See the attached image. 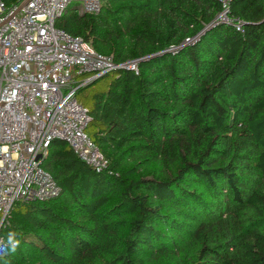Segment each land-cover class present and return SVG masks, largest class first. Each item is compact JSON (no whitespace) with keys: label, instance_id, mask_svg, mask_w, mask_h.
Segmentation results:
<instances>
[{"label":"trees","instance_id":"16d2710c","mask_svg":"<svg viewBox=\"0 0 264 264\" xmlns=\"http://www.w3.org/2000/svg\"><path fill=\"white\" fill-rule=\"evenodd\" d=\"M101 3L55 26L139 61L76 93L108 168L54 141L61 192L12 206L1 235L20 244L0 264H264V0L230 1L243 32L219 0Z\"/></svg>","mask_w":264,"mask_h":264},{"label":"built area","instance_id":"2783aa9c","mask_svg":"<svg viewBox=\"0 0 264 264\" xmlns=\"http://www.w3.org/2000/svg\"><path fill=\"white\" fill-rule=\"evenodd\" d=\"M217 21L233 24L231 0H219ZM99 14L101 0H0V257L7 252L1 228L17 201H47L61 188L42 162L54 141H64L96 171L108 160L87 133L89 110L76 98L79 87L117 68L138 73V60L116 64L82 37L57 28L69 7ZM197 40L187 38V43ZM87 75L86 79H80Z\"/></svg>","mask_w":264,"mask_h":264},{"label":"clouds","instance_id":"9594fccd","mask_svg":"<svg viewBox=\"0 0 264 264\" xmlns=\"http://www.w3.org/2000/svg\"><path fill=\"white\" fill-rule=\"evenodd\" d=\"M19 244H20V241L16 238V233L14 232L8 233L6 245L9 248V251L11 253L16 252Z\"/></svg>","mask_w":264,"mask_h":264},{"label":"rangeland","instance_id":"374dc122","mask_svg":"<svg viewBox=\"0 0 264 264\" xmlns=\"http://www.w3.org/2000/svg\"><path fill=\"white\" fill-rule=\"evenodd\" d=\"M88 76L87 75H84L82 76L80 79H86ZM113 79V77L110 75V76H105L103 78H101L100 80H98L95 84L97 86H106L107 84L110 83V81ZM79 95V93H78ZM95 130V127L93 125H90L87 129L88 133L91 135Z\"/></svg>","mask_w":264,"mask_h":264},{"label":"water","instance_id":"95a60500","mask_svg":"<svg viewBox=\"0 0 264 264\" xmlns=\"http://www.w3.org/2000/svg\"><path fill=\"white\" fill-rule=\"evenodd\" d=\"M205 32V31H204ZM203 34V33H202Z\"/></svg>","mask_w":264,"mask_h":264}]
</instances>
